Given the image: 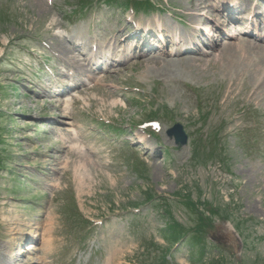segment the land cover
<instances>
[{"label": "rangeland", "instance_id": "obj_1", "mask_svg": "<svg viewBox=\"0 0 264 264\" xmlns=\"http://www.w3.org/2000/svg\"><path fill=\"white\" fill-rule=\"evenodd\" d=\"M142 2L151 7L133 12L99 1L90 12L75 16L68 13L76 0H0V242L10 240L4 217L28 226L25 233L45 225L50 214L54 264H101L110 252L123 264H151L152 253L165 246L161 200L175 219L193 228L199 219L181 202L190 197L203 203L202 210L217 208L204 227V236L215 242L208 243L206 262L264 264V81L252 98L245 95L256 78L249 72L246 89H239L238 81L229 88L236 66L231 69L228 61L239 55L238 48L226 47L224 60L216 62L212 54L217 51L207 48L187 55L192 59L149 55L126 60L115 68L118 72L104 75V86L79 94L83 99L76 100L68 122L51 127L49 117L65 118L53 109L56 102L42 94L43 68L36 69L41 63L35 53L54 68L41 45L42 40L56 43L52 21L70 28L69 39L77 34L74 41L90 35L104 41L115 33L124 38L136 30L128 19L153 28L158 22L184 36L192 31L191 18L203 23V15L192 11L200 1ZM155 110L161 113L153 116ZM152 118L160 122L155 137L142 127ZM175 122L188 134L187 144L179 146L167 136ZM66 123L82 137L79 144L70 143L90 146L94 153L63 148L59 129L66 130ZM212 135L218 155H193L198 140L204 138L207 147ZM95 160L99 165L93 166ZM132 165H144L142 177ZM149 195L160 199L150 204L145 201ZM236 225L239 242L231 236ZM188 249H173L167 264H191Z\"/></svg>", "mask_w": 264, "mask_h": 264}, {"label": "bare ground", "instance_id": "obj_2", "mask_svg": "<svg viewBox=\"0 0 264 264\" xmlns=\"http://www.w3.org/2000/svg\"><path fill=\"white\" fill-rule=\"evenodd\" d=\"M197 1H200L201 4L199 6H195V8L192 9V11L197 16L202 15V13L206 14V15L209 14L210 16H215L212 19L213 23L223 21V16L221 14L215 12V11H211V9L209 8V4L207 2L205 3L204 0H197ZM231 1H236V0H231ZM208 18L209 17L205 16L204 19L208 20ZM192 19L195 20L194 23H196V24L199 23L200 19H198L196 17L191 18V20ZM224 21H225V19H224ZM51 23H52L51 27H53V28L58 27L57 22L52 21ZM142 25H143L142 26L143 29H149L150 30L152 28V25H146L144 23H142ZM193 31H195L196 33H198L200 35L203 33L201 31V29L199 30V28H197V27H195L193 29ZM231 34H232V37H234V38H233L232 42L229 41L230 44L229 43L227 44L226 41L224 44H220V42H222V39L219 36V34H215V38L212 39V47L211 48L214 49L215 51H217V53L212 54L213 59L215 60V62L219 61V60H224L225 55H227V54H225V51H226L225 48L229 47V45H230V47L238 48L239 49L238 51H240L239 55L233 56V54H232L234 59L228 61L229 63H231L230 64V66H232L231 69L235 68L234 66H236V69L234 71L237 72L236 77L229 80L230 81L229 84L233 85L235 82H237V80H236L238 78L237 76H242V72L249 71L250 74H252L253 76L256 77L255 80H256L257 85H261V83L263 81V78H262V75H263L262 70L263 69L262 68L264 67V66H262L261 62L263 61V58H264V46L259 45V44L254 43V42H250L247 39L237 37L236 31L234 29L231 32ZM161 35L162 34H159V36H160V42L159 43H160L161 47L159 48V46L157 45V48L159 50L157 49L154 51L155 53H157V55H155V53H154V56H156L157 58H161L163 56V53H164V55H167V56L173 58V57H176L178 55H181V54L174 52L173 51L174 49H172V48H170V49H172V51L167 52V53L162 51L161 49L163 48V46H166L168 44V42H165V41L168 40L170 37H167L165 35L161 36ZM115 36H116L117 40H115L113 42L112 48H110L108 45L107 46L114 52L115 56L119 57L120 63H121L120 65H122L128 59L134 60L137 57H139V58L145 57L144 56L145 54H147L148 56L151 55V53H149V54L145 53L143 50V46H141L142 44L141 45L136 44V42L133 38H128V37L126 38L125 37L124 39H118L119 33H116ZM53 39L56 41V43L54 42V45L57 46V49L62 54L67 55L70 60L75 58L73 51H75L76 54H79L81 52L79 50L80 46H78V45L75 46V45L71 44V42H69V40L67 42L65 40V37L58 34V33L53 35ZM175 39H176V41L173 44L174 46L171 44L173 47H179L180 46L182 48L181 51H183V49L188 48L187 44L190 43L191 45L192 44L196 45V47H197L196 50H198L197 53L201 54V50L198 48L197 43L195 42L196 38H195L194 34H191V36H186L185 38H182V39H180V35L176 34ZM219 46L221 47L223 52H221V50H219V48H218ZM150 48L153 49V47H150ZM246 49H250L251 52H253L254 56L253 57L248 56L246 54L247 53ZM236 51H237V49H236ZM205 52L206 51H204V53ZM183 54H185V52H183L182 55ZM229 57H231V55ZM145 58H147V57H145ZM186 58L192 59V57H189V56H186L185 59ZM238 58H239V60H238ZM194 61H197V60H194ZM249 66L252 67L251 68L252 70H249V68H250ZM257 66H259V67L257 68ZM114 67L115 66L111 67V70H112L111 72H114V71L118 72V71H116V69H114ZM101 78L102 77H98L97 80L101 81ZM255 91H256V89H254L251 92V94H250L251 97L254 96ZM42 94L47 95V91L42 89ZM75 96H77V95H75ZM78 98H80L81 100L83 99L82 97H78ZM67 99H65L63 101V103H62L63 105L57 104V105L53 106L54 109L61 111V113H62L61 116H64L65 120L62 119L61 120L62 122H68V121H66V119L69 118V116H70V105L71 104H70V102L66 101ZM61 121H59V122H61ZM66 124H68V123H66ZM70 131L74 132L73 130H70ZM66 147H68V145H66L65 148ZM73 150L79 154L83 153L84 151L94 153V149L91 148L90 146L75 145ZM87 160L89 161V159H87ZM88 161H87V163H88ZM95 165H99V164H97L96 160L93 162V166H95ZM79 177H75L76 181L78 180V183L80 185H82L81 177L80 178ZM55 185H57V181H55L52 186H55ZM80 187H82V186H80ZM3 221H4V225L6 226V235L10 236V242L8 245H6V243H2V242L0 243V264H50V262L53 260V255H54L53 248L55 246V245H53V242L55 243V239L52 237V233L54 232L55 229H53L54 228L53 217H51L50 214H48L47 219L45 221L46 226L44 225L42 227L37 228V231L34 232V235H33L34 238H36L38 236L39 239L41 240L40 243H38V244H40V246L37 247L36 246L37 244L29 245L25 250L18 248L21 246V243L17 242L19 240V238H17V235L22 233V231H23L22 229H24L25 225L16 223L15 221H13L11 219H6L5 217H4ZM25 227H28V226H25ZM23 236H25V235H23ZM20 241H23V239H20ZM15 247H16V249H15L16 253L14 252ZM27 251H29V252H27ZM39 252H40V254H39ZM32 255H36V256H32ZM27 256H28V260H23V258H25ZM29 256H32V257H29ZM20 257H22V259H20V261H19ZM115 257H116V254H115L114 258H112L111 252H110V254L105 259L102 260L101 264H122V261L118 262L117 260H115Z\"/></svg>", "mask_w": 264, "mask_h": 264}, {"label": "water", "instance_id": "obj_3", "mask_svg": "<svg viewBox=\"0 0 264 264\" xmlns=\"http://www.w3.org/2000/svg\"><path fill=\"white\" fill-rule=\"evenodd\" d=\"M172 132L179 137V140L184 143L186 140V136L184 135L183 131L180 129L179 126H176Z\"/></svg>", "mask_w": 264, "mask_h": 264}]
</instances>
